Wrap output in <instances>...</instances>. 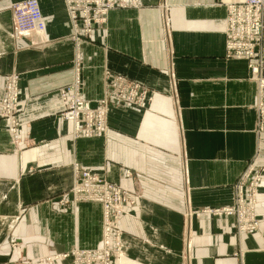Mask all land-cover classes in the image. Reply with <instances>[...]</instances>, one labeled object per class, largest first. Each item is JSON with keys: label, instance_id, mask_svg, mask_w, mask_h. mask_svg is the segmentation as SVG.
Here are the masks:
<instances>
[{"label": "crops", "instance_id": "0c3cea01", "mask_svg": "<svg viewBox=\"0 0 264 264\" xmlns=\"http://www.w3.org/2000/svg\"><path fill=\"white\" fill-rule=\"evenodd\" d=\"M18 1L0 0V100L12 75L20 99L16 141L0 121V264H46L39 260L101 243V207L73 204L74 164L136 200L119 218L113 264H264L257 90L246 64L224 56L226 6L242 0H137L78 45L63 0H37L41 31L16 37L9 7ZM76 55L91 107L106 71L148 90L151 102L110 99L105 136L74 139L58 90L71 84ZM252 159L263 169L259 226L237 234L231 217L201 211L231 203Z\"/></svg>", "mask_w": 264, "mask_h": 264}, {"label": "built area", "instance_id": "2783aa9c", "mask_svg": "<svg viewBox=\"0 0 264 264\" xmlns=\"http://www.w3.org/2000/svg\"><path fill=\"white\" fill-rule=\"evenodd\" d=\"M71 38L76 45L81 38L90 39L96 26L106 22L109 12L137 7V0H63ZM13 33L16 37L38 33L42 29V16L37 0L14 2L9 7ZM264 40V0H242L226 6L224 29V56L230 60L243 61L250 79L255 83L257 133H264V56L260 49ZM105 93L96 107L81 94L79 56L74 60L71 84L58 90L64 108L62 120L72 125V137L102 138L107 132L109 100L146 108L152 94L139 84L110 71L104 73ZM20 99L18 77L9 76L5 81L4 96L0 100V121L7 124L12 140L18 139V112ZM263 169L250 161L232 185V198L228 206L203 209L201 213L212 216L231 217L237 234L256 232L259 221L256 214L258 189ZM73 204L87 202L98 204L102 209L103 226L108 233L104 244L118 247L120 230L118 222L125 205H134L135 198L125 189L107 182L89 170L73 165V186L70 190ZM110 232V233H109ZM92 257V251L85 252ZM66 257V256H64Z\"/></svg>", "mask_w": 264, "mask_h": 264}, {"label": "rangeland", "instance_id": "374dc122", "mask_svg": "<svg viewBox=\"0 0 264 264\" xmlns=\"http://www.w3.org/2000/svg\"><path fill=\"white\" fill-rule=\"evenodd\" d=\"M22 1V0H21ZM19 2V1H18ZM103 214H102V223H101V243L98 246L93 247L92 249H78L72 248L70 251L54 255L46 256L45 258L40 259V262H45L46 264H53L55 260H65L70 259L72 264H113L118 262L121 258V234L119 235V244L118 247H112L111 244H104V236L108 233L106 227L103 226ZM110 233V232H109ZM86 251H92V257L86 255ZM66 256V257H64Z\"/></svg>", "mask_w": 264, "mask_h": 264}]
</instances>
